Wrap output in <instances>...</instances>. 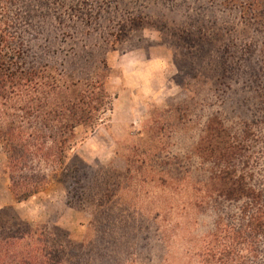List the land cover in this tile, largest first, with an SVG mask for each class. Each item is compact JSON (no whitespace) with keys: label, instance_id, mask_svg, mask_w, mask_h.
I'll list each match as a JSON object with an SVG mask.
<instances>
[{"label":"trees","instance_id":"obj_1","mask_svg":"<svg viewBox=\"0 0 264 264\" xmlns=\"http://www.w3.org/2000/svg\"><path fill=\"white\" fill-rule=\"evenodd\" d=\"M122 1L131 3L0 0L1 168L17 202L58 181L69 188L67 204L79 209L91 193L107 186L106 171L97 167L88 173L70 164L69 152L74 129L93 131L111 109L107 50L142 27L144 16L131 9L116 17ZM203 1L166 0L180 19L161 26L197 43L234 32L227 41L238 55L224 50L216 70L219 79L228 78L229 83L223 81L231 91L228 99L240 115L226 123L227 118L213 114L205 122L208 145L200 158L202 167L208 161L213 165L206 169L210 175L204 186L213 197L214 223L220 229H210L194 259L182 264H264V59L261 64L248 61L239 53L243 46L233 40L236 23L255 24L264 36V0ZM237 78L250 85H241L240 92L230 84H239ZM84 247L62 230L0 215V264H89Z\"/></svg>","mask_w":264,"mask_h":264},{"label":"rangeland","instance_id":"obj_2","mask_svg":"<svg viewBox=\"0 0 264 264\" xmlns=\"http://www.w3.org/2000/svg\"><path fill=\"white\" fill-rule=\"evenodd\" d=\"M147 1L155 4L143 8ZM130 2L117 3L116 17L129 9L144 17L140 29L106 52V90L113 105L93 131L77 126L72 146L100 126L108 129L113 122L118 121L122 132L95 139L103 152L100 163L87 148L83 149L86 156L69 152L70 164L77 163L88 173L97 167L106 171L107 186L91 193L83 207L75 209L67 204V199H72L69 188L54 181L46 189L53 183L62 185L53 190L55 205L30 201L26 208L17 209L8 203L17 201L1 168L5 154L0 149V210H5L0 215L14 214L31 226L66 232L72 243L84 244L89 264L190 263L204 235L210 229H220L214 223L213 197L204 186L210 175L206 169L213 165L208 161L202 167L200 154L208 145L203 141L204 127L211 115L227 118L226 123L235 122L240 115L228 99L231 91L223 82L229 83L228 78L219 79L216 70L224 50L238 55L227 41L234 32L213 42H189L186 35L161 26L164 22L173 26L171 21L180 19L175 9L169 10L166 0ZM235 30L233 40L243 46L239 53L261 64L263 33L255 24L236 23ZM244 45L252 53H246ZM237 80L239 84H230L238 90L243 84L250 85L245 79ZM119 93L118 101L114 100L112 95ZM37 203L40 210L35 216L31 212Z\"/></svg>","mask_w":264,"mask_h":264},{"label":"crops","instance_id":"obj_3","mask_svg":"<svg viewBox=\"0 0 264 264\" xmlns=\"http://www.w3.org/2000/svg\"><path fill=\"white\" fill-rule=\"evenodd\" d=\"M112 96H113L114 100L118 101L120 93L117 96L115 94ZM117 101H114V102L117 103ZM116 103H114V106L116 105ZM112 105H113V103H112ZM118 124H119L118 121H117V124H115V122H113L112 124L109 125L108 129H105L103 126L98 127V129H96L90 136L86 137L84 139V141H82L81 143L72 147V149H71L72 155H73V153L77 154L75 152L79 151L81 156H86L85 154L87 152L84 151L83 149L87 148L91 152V154H96L95 156L100 163L102 160H104L103 158H101V155L103 152L100 150V148L98 149V147H97L98 145L96 143H94L95 139L96 138H105L106 136H108L109 138L119 136L121 134L122 130L118 128ZM125 135L126 134H124L123 136H125ZM91 149H94V150H91ZM80 155H78V157L82 158V160H84V162L85 161L87 162L86 158L80 157ZM107 158L108 157H106V159ZM61 186L62 185L59 183H53L47 189L45 188L42 193H40L36 196H32V197H30L26 200L20 201V202H15V201L10 199V201L8 203L12 204V205L15 204L16 206H18L17 209H20L22 207H23V209L26 208L27 204H29L30 201H33L34 203L39 202V201H41L42 203H45V201H50L49 203L51 205H55L57 203V200H55V199L52 200V196H54L53 190H58L59 188H61ZM63 203H64V200H63ZM38 204L39 203H37L36 209H34L31 212L35 216H37L39 214L40 209H39Z\"/></svg>","mask_w":264,"mask_h":264}]
</instances>
